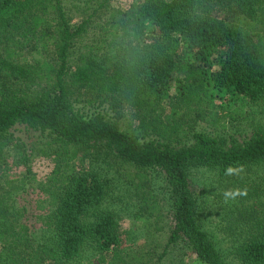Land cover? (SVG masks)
Returning a JSON list of instances; mask_svg holds the SVG:
<instances>
[{
    "label": "trees",
    "instance_id": "obj_1",
    "mask_svg": "<svg viewBox=\"0 0 264 264\" xmlns=\"http://www.w3.org/2000/svg\"><path fill=\"white\" fill-rule=\"evenodd\" d=\"M81 1L90 11L72 25L65 0H0V264H158L176 245L200 264H229L201 225L188 178L196 168L230 185L243 180L226 203L233 252L238 264H264V180L240 176L264 167V122L231 131L228 107L233 98L264 107V39L238 22L254 20L264 0H141L114 10L98 40L78 46L110 0ZM199 123L219 135L195 130ZM21 130L44 135L40 152L55 163L40 188L46 209L34 216L40 237L27 209L14 205L17 185L31 178L33 143L15 136ZM90 152L128 177L149 232L167 222L154 262L155 249L126 251L117 215L102 206L108 179L64 170ZM8 167L24 174L11 177ZM85 249L95 258L82 261Z\"/></svg>",
    "mask_w": 264,
    "mask_h": 264
},
{
    "label": "rangeland",
    "instance_id": "obj_2",
    "mask_svg": "<svg viewBox=\"0 0 264 264\" xmlns=\"http://www.w3.org/2000/svg\"><path fill=\"white\" fill-rule=\"evenodd\" d=\"M141 0H110L109 3L98 10L90 20L89 29L82 42L78 46L85 45L87 43L96 42L102 34L101 28L108 27L109 16L114 10L124 11L133 4H137ZM66 18L70 24H76L81 19L86 18L85 8L81 0H65ZM90 9H88V12ZM264 12V11H263ZM261 12L254 20L244 19L239 17L245 24L250 25V32L258 33L263 36L264 39V13ZM222 15V12H219ZM94 40V41H93ZM166 96H161L158 101L166 109L165 114L168 113L166 105ZM230 111V117H234L232 126L229 129L248 131L249 127L257 121L264 122V107H248L242 104L238 99L233 98V101L228 104ZM263 112V113H262ZM21 129V128H20ZM195 130L204 132L206 134L219 135L218 128H212L206 123H199L195 126ZM230 130H228L230 132ZM15 136L21 137L26 145L33 143L31 149V178L25 179V182L17 185L14 190L16 197L14 205L19 207H25L27 212L31 216V221H36V235L42 236L45 231L42 229V221L34 220V216H43L44 210L47 206L48 195L40 190L45 183L44 177L47 176L51 169L54 167L53 156H48L41 153V149L47 150L45 141L48 140L44 135H39L37 132H29L28 135L23 130L15 132ZM101 158L96 157L93 152L88 155H76L73 159L69 160L64 170L66 172H88L96 173L109 181V188L107 196L102 204L104 208L112 210L117 215V221L120 230L124 233L125 248L126 251L133 257L142 253H147L150 250L155 249V255L150 256L152 262L156 260L158 253H160L162 246L165 243L168 228L165 226L167 222H163L164 226L161 232L154 231L153 228L148 230L149 222L151 219L146 220V216L143 212V207L139 199L136 196L135 191L129 184L127 176H123L115 164H110L101 161ZM130 171V170H128ZM8 173L11 177H20L24 174V169L19 167L17 169L9 168ZM120 174V175H119ZM241 177H246L252 180L253 183H259L261 185L264 180V167H253L250 170L240 173ZM188 178L191 182V189L199 195L200 205L202 206V221L201 225L213 238L217 248H219L226 261L229 264H238L234 247L238 240L237 234L230 232L233 227V221L231 220L230 202L227 205V199L229 193L234 190H238L242 179H238L234 185H230V181L223 179L218 174L207 168H196L189 172ZM149 180H151L152 187L157 188L161 184V179L156 173H150ZM229 182V184H228ZM238 186V188H237ZM158 198H163L162 194L158 192ZM264 202V197L260 200ZM11 203V202H10ZM164 200H162V206ZM136 216V218H135ZM142 218L137 223L134 220ZM166 221V220H165ZM152 227V226H151ZM147 228V229H145ZM42 232V234H41ZM152 248V249H151ZM95 256H91V250L85 249L82 261L93 259ZM4 259V257H3ZM146 259V257H143ZM50 260L47 258L46 262ZM158 264H200L195 256L176 245L168 250L167 255L158 262Z\"/></svg>",
    "mask_w": 264,
    "mask_h": 264
}]
</instances>
